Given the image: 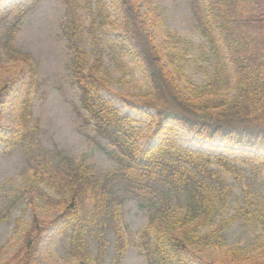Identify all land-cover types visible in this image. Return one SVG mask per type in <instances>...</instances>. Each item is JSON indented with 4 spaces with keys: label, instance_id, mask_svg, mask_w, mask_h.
<instances>
[{
    "label": "trees",
    "instance_id": "16d2710c",
    "mask_svg": "<svg viewBox=\"0 0 264 264\" xmlns=\"http://www.w3.org/2000/svg\"><path fill=\"white\" fill-rule=\"evenodd\" d=\"M63 1L71 80L87 122L110 144L114 166L97 174L86 161L36 152L37 67L29 52L11 45L15 23L3 47L11 61L25 66L28 80L19 125L8 143L25 150L28 170L0 209V220L18 206L36 211L40 203L61 213L43 218L34 212L30 222L17 217L0 258L13 249L18 234L20 245L0 264H43L37 256L40 238L59 224L70 230V264H122L129 248L120 223L127 199L146 212L136 245L148 264H193L208 250L218 254L206 258L207 264H264V249L254 246L250 253L226 237L240 220L255 228L256 240L264 244V0H192L210 70L205 82L187 77L184 87L186 52L171 45L191 42L177 30L159 34L161 14L154 0H111L116 16L107 0ZM109 25L118 31L112 38H106ZM130 64L147 84L141 102L151 119L146 128L103 95L115 72L124 76ZM10 90V81H0V132ZM178 128L218 142L222 153L211 155L165 136ZM235 148L248 155L229 157Z\"/></svg>",
    "mask_w": 264,
    "mask_h": 264
},
{
    "label": "rangeland",
    "instance_id": "374dc122",
    "mask_svg": "<svg viewBox=\"0 0 264 264\" xmlns=\"http://www.w3.org/2000/svg\"><path fill=\"white\" fill-rule=\"evenodd\" d=\"M154 2L158 5L161 14L159 34L163 36L166 29L177 30L191 42V45L184 42L171 45L175 50L186 52L187 60L184 66V78L180 82L181 86H187V77L197 83L205 82L209 77L210 54L206 38L198 25L197 9L193 7H198V4L192 0H154ZM107 5L115 16L119 15L118 11L112 7L111 0H107ZM65 10L63 0L0 1V65L7 66L0 69V81H10L11 85L1 117L0 209L7 204L14 189L21 186L28 170L25 150L19 146L10 147L8 143V137L19 125L21 100L28 80L25 66L11 61L3 47L9 30L15 23L17 28L11 45L23 52H29L37 67V83L32 93L34 119L39 125L36 152L47 153L49 156L66 154L77 160L86 161L93 165L97 174L114 166V160L108 154L111 146L105 139L97 136L87 122L80 104L79 89L71 80L70 51L63 31ZM21 14L20 21H17ZM116 33L118 31L113 30V26L109 25L106 38H112ZM133 67V64L128 65L124 76L120 72H115V77L103 91V95L123 114L133 117L137 125L146 128L151 119L141 102L145 99L147 84L142 75L133 70ZM152 127H155V123ZM165 136H171L184 146L200 149L211 155L223 151L218 142L213 143L194 134H187L182 128H178L176 132H168ZM151 141L155 143L157 138ZM235 149L237 150L228 153L229 157L241 158L248 155L238 148ZM45 189L53 196L55 195L48 186ZM34 212L43 218H51L58 216L61 210L43 203L37 206L36 211L23 212L20 206L16 207L7 218L0 220V247L9 241L17 223V217H23L30 222ZM146 220V212L139 208L137 201L127 199L122 207L120 223L129 238V248L122 264H148L146 257L136 245L139 231ZM260 231L257 232L260 233ZM255 232V228L243 226L239 220L227 230L226 237L229 244H240L253 253L254 246H258L260 250L264 249V244L256 240ZM69 236L70 230L63 224L49 228L40 238L37 255L40 262L70 264L73 257L70 253ZM14 239L13 249L7 250L5 256H1V261L10 257L15 248L20 245L18 241L21 240V234ZM217 254V250L200 252L194 258L193 264H207L205 259L215 258L213 256Z\"/></svg>",
    "mask_w": 264,
    "mask_h": 264
}]
</instances>
